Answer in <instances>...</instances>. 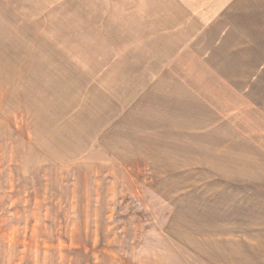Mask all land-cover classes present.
<instances>
[{
    "label": "rangeland",
    "instance_id": "rangeland-1",
    "mask_svg": "<svg viewBox=\"0 0 264 264\" xmlns=\"http://www.w3.org/2000/svg\"><path fill=\"white\" fill-rule=\"evenodd\" d=\"M157 2L0 0V264H264V32Z\"/></svg>",
    "mask_w": 264,
    "mask_h": 264
},
{
    "label": "crops",
    "instance_id": "crops-1",
    "mask_svg": "<svg viewBox=\"0 0 264 264\" xmlns=\"http://www.w3.org/2000/svg\"><path fill=\"white\" fill-rule=\"evenodd\" d=\"M204 1V2H203ZM158 0L156 9L152 15L163 17L164 22L171 24L174 20H181L182 15L195 17L193 23L182 30L176 37V43L190 40L189 46L195 47H242L247 39H253V35L246 31L264 32V0ZM186 9V10H185ZM220 16L219 18L216 17ZM171 17H180L171 19ZM203 17L198 22L197 18ZM257 25L253 30L247 29L246 24ZM258 37V36H257ZM162 39H171L172 35L159 36ZM194 44H193V43ZM257 124V123H255ZM253 153L248 150L244 153L242 161L238 165L239 179L250 186L253 192H264V152L259 143L254 142ZM261 144V143H260ZM252 154V155H250ZM256 197V196H255ZM263 206V205H262Z\"/></svg>",
    "mask_w": 264,
    "mask_h": 264
}]
</instances>
